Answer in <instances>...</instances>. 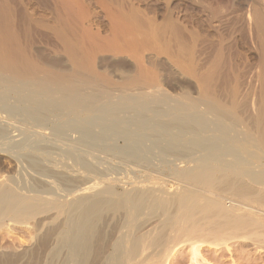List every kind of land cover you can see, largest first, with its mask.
Instances as JSON below:
<instances>
[{
    "label": "bare ground",
    "instance_id": "1",
    "mask_svg": "<svg viewBox=\"0 0 264 264\" xmlns=\"http://www.w3.org/2000/svg\"><path fill=\"white\" fill-rule=\"evenodd\" d=\"M241 42L253 49L254 61ZM99 54L129 67L102 71ZM160 63L194 92L183 87L169 105L174 97L159 81ZM167 103L172 111L160 114L174 119L151 126ZM2 112L24 117V129L41 137L50 116L77 122L88 134L102 124V137L106 122L137 118L133 126L125 122L126 141L147 136L130 148H143L148 136L170 143L180 136L183 150L166 165L145 163L181 182L172 192L164 181H127L126 187L108 169L96 190L91 171L57 164L50 167L71 189L46 171L34 175L38 189L0 182V264H171L182 242L198 264L202 244L236 239L264 250V0H0ZM62 128L54 129L59 141H70ZM84 141L76 145L88 146ZM126 151L118 154L126 164L142 163L138 150ZM32 218L33 246L12 253L5 240L13 231L9 221L30 225Z\"/></svg>",
    "mask_w": 264,
    "mask_h": 264
},
{
    "label": "rangeland",
    "instance_id": "2",
    "mask_svg": "<svg viewBox=\"0 0 264 264\" xmlns=\"http://www.w3.org/2000/svg\"><path fill=\"white\" fill-rule=\"evenodd\" d=\"M242 44V45H241ZM240 46L246 51V53L249 55L250 59L252 61L255 60L256 58V55L253 51L252 48H250L249 46H246L244 45L242 42L240 43ZM101 54V53H100ZM98 55L97 59V66L99 67L100 70L102 71H107L108 73L110 72H113L115 71L114 69L117 67V68H123L125 67V69H127L129 67L128 65V62L126 60H123L122 58H110L108 55L104 54V56L102 55ZM102 56V57H101ZM107 57V58H105ZM105 58V59H104ZM113 59V60H111ZM104 60V61H103ZM101 61V62H100ZM100 64V65H99ZM116 68V69H117ZM107 69V70H105ZM156 70L159 74V81L160 83L162 84V87L163 89H165V91L168 92L167 95H170L171 97H177V98H173V100H170L172 102H169V105L170 103L172 104H176L174 103L175 101L174 100H178L179 98H181L182 96V92H183V87H185L184 90H191L193 93L194 89H193V86L191 85V83L186 79L185 81V78H182V75L178 74L177 71H175L174 69L160 63L156 66ZM114 74V73H113ZM112 74V75H113ZM186 82V83H185ZM190 87V88H189ZM167 88V90H166ZM172 91V92H171ZM166 92V93H167ZM175 93V94H174ZM174 94V95H173ZM170 97V99H172ZM180 100V99H179ZM182 100V99H181ZM174 101V102H173ZM172 104H171V107H172ZM169 105L167 103V106H165V104L163 105H159L158 107L161 108V109H156L158 108L157 106H155L154 108L156 110H160L159 113L157 114L158 117L156 116V119H155V115H152L154 117V119L152 118V120L150 119V125L151 126H154L156 125V123H161L163 120L164 121H167V123H169V120H173L174 119V116L170 115L168 117H164L166 115L165 114V109H167L169 112H171L172 108L170 109L169 108ZM175 105H173L174 107ZM163 107V108H162ZM168 107V108H167ZM157 112V111H156ZM160 112L162 114H160ZM167 112V111H166ZM7 112H2L0 115V138L2 136V138L0 139L1 140V145H0V182L2 183H11L13 182L12 184H18V186L20 187H26V189L28 188H37V187H41V183L38 181V175L40 172H51V174H54L56 173V175L54 174V176L56 177H59L60 175V178H56V180L58 181L57 183H59L60 187H62V189H64L63 187H65V189H71V185L68 184L69 182L66 181L67 180V177H64L63 174L61 175L62 172H59L58 174V170H53L50 166H53L54 164H57V166H63L62 168L66 167V165H68L67 167H74L76 169H80L81 171L85 170V171H91L92 174H93V180H92V183H95L97 182L98 184H96L97 186V189L96 190H99L100 188H102L101 184H102V178L104 177L103 174H105L104 172H106V170L108 169L107 172H110L109 174L106 173L105 176L108 174V176H114L116 178H120L121 181L123 182V185L126 187L128 185V182H139V181H153V182H162L164 181V185L166 190H168L169 192H172L174 189H176L177 186L179 185H182L180 181H178L177 179L171 177L170 175H168V171L167 170H162L161 172H152L151 170L148 169V167L146 168V166H148L149 164H151V166L149 168H153L152 167V164L154 166H156L157 164L161 165V164H164L166 165L172 157V159L174 158V156L178 155V156H182V143L180 141L181 138H179V142H178V137L180 136H177L176 138V142L174 141V143H172V140H171V143H170V140L166 139L167 142L164 140L162 141L163 139H159L158 136H148L149 139L147 140H144L146 138L143 139V144H145V146L141 149H138L137 147L135 146H131L130 148V145L131 144H134L136 143V139H139V141L141 140V138L143 137H146L145 135H143L142 133H139L137 135H140L139 138H134V136L136 137V135H134L133 137L130 136V138H134L135 142H132L130 140L126 141L127 137H129V135L127 134V137L125 136L126 133L125 131L123 130H126L125 128V122L127 123V119H128V123L127 125L128 126H133L131 125L132 124H137V118H133V120H130L131 122H129V119H132V118H126V121H125V118L123 119L122 118V121L119 120L118 122H116L117 124L113 123L111 124L110 123H105V125L102 127V131H103V128L107 125L109 126L110 124L113 126L110 125V128H106V137H102L103 134L100 133V127L102 126L99 125L100 127L97 129L96 126H91L90 128H93L95 127L94 129H96V131L94 129H90V131L94 130L93 131V134L91 132H89V134L87 133V130H85V128H83L81 126L78 127V123L77 122H73L72 120H66V118H62V119H58L57 117H53V116H50V119L48 118V123H44L46 124L44 129H46L45 132V136L44 137H41V136H37V134L35 133H32L30 129H27V130H30V131H27L24 129L25 125L27 124V122H25L26 120L24 119V117L22 118V116L20 115H14V116H9L10 114L7 113ZM5 114V115H4ZM9 114V115H8ZM4 115V116H3ZM161 115V116H160ZM18 116V117H17ZM163 116V117H162ZM13 118V119H12ZM52 118V120H51ZM54 118V120H53ZM160 118L162 121H160ZM164 118V119H163ZM173 118V119H172ZM5 119V120H3ZM7 119V120H6ZM136 121H135V120ZM139 119V118H138ZM158 119V120H157ZM168 119V120H167ZM12 120V122H11ZM16 120V121H15ZM56 120V121H55ZM31 122H35L37 124H42V123H38L37 120H34L32 121V119L30 120ZM51 123H50V122ZM73 123H72V122ZM122 123H121V122ZM134 121L136 123H134ZM170 121V122H171ZM7 122V123H6ZM47 122V121H45ZM120 122V123H119ZM139 122V120H138ZM11 123L13 125H11ZM62 123V124H61ZM4 124V125H3ZM6 124V126H5ZM14 124L15 127L17 126H20V128L18 127V129L20 131H16L18 129H16L14 127ZM34 124V123H33ZM60 124V125H59ZM64 124V125H63ZM74 124V126H73ZM119 124V125H118ZM8 125V126H7ZM57 125V126H56ZM62 125V126H61ZM68 125V126H67ZM116 125V126H115ZM121 125V127H120ZM10 126H13L12 128H10ZM23 126V127H22ZM44 126V125H43ZM59 126V127H58ZM160 126V124H159ZM6 127V128H5ZM8 127V128H7ZM65 128L66 130V133L65 136L66 138H71L70 141H59L58 137L56 136V132H54L55 130L57 131H64L63 128ZM71 127V128H70ZM78 127V128H76ZM123 127V129H122ZM56 128V129H55ZM62 128V130H60ZM55 129V130H54ZM81 130L79 132V130ZM100 129V130H99ZM109 129V130H108ZM121 129V130H120ZM165 130V128H163ZM6 130V131H5ZM8 130V131H7ZM12 130H15V131H12ZM23 130V131H22ZM85 130V131H83ZM119 130V131H118ZM11 131V132H10ZM68 131V133H67ZM71 131V132H70ZM99 131V132H98ZM113 131H116L117 133L115 134L112 133ZM122 131V133L120 132ZM175 131V130H174ZM5 132V133H4ZM104 132V131H103ZM107 132L111 135H108L107 136ZM120 132V133H119ZM178 132V131H177ZM176 132V133H177ZM64 133V132H63ZM70 133V134H69ZM82 133V134H81ZM85 133V135L83 134ZM88 135H87V134ZM96 133V134H95ZM3 134V135H2ZM16 134V135H15ZM19 134V136L17 135ZM28 136H27V135ZM81 134V135H80ZM95 134V136H94ZM114 134V135H113ZM142 134V136H141ZM9 137H8V136ZM12 135H15V137H12ZM48 135V136H47ZM62 135V134H61ZM102 135V136H101ZM33 136V137H31ZM71 136V137H70ZM88 136V137H87ZM90 136V137H89ZM92 136V137H91ZM99 136V137H97ZM102 138H101V137ZM111 136V137H109ZM4 137V138H3ZM13 139L11 141V139ZM18 137V138H17ZM21 137V138H20ZM25 137V138H24ZM27 137V138H26ZM29 137V138H28ZM83 137V138H81ZM138 137V136H137ZM43 138V139H42ZM56 138V139H55ZM75 138V139H74ZM101 138V139H100ZM115 138V139H114ZM158 138V139H157ZM5 139V140H4ZM10 139V140H9ZM45 139V140H44ZM84 139V140H82ZM119 139V140H118ZM4 142H3V141ZM8 140V141H7ZM84 141L85 143H88V146L90 145L91 148H88V146H85V145H76V141ZM104 140V141H103ZM155 140V141H154ZM160 141V142H157V141ZM18 141V142H17ZM24 141V142H23ZM27 143H26V142ZM32 143H31V142ZM35 141V142H34ZM39 141V142H38ZM41 141V142H40ZM100 141V142H99ZM130 141V142H129ZM147 141V143H146ZM4 144H3V143ZM49 142V144H48ZM51 142L53 144H51ZM69 142V143H68ZM71 142H73V144H75L76 146H73L75 148H73L72 146L70 147V144ZM95 144H93V143ZM126 142V143H125ZM142 142H138L137 144H140ZM20 143V144H19ZM90 143V144H89ZM94 145L91 146L92 144ZM156 143V144H154ZM158 143V144H157ZM5 146H3V145ZM8 144V145H7ZM17 144V145H16ZM34 144V145H33ZM43 144V145H42ZM46 144V145H45ZM48 144V145H47ZM143 144H140V145H143ZM153 144V145H152ZM172 144H174L172 146ZM10 145V146H9ZM15 145V146H14ZM135 145V144H134ZM28 146V147H27ZM30 146V147H29ZM45 146V148H44ZM52 146V147H51ZM54 146V147H53ZM57 146V147H56ZM123 146V147H122ZM148 146V147H147ZM172 146V147H171ZM178 146V147H177ZM59 147V148H58ZM93 147V148H92ZM106 147V148H104ZM180 147V148H179ZM19 148V149H18ZM30 148V149H29ZM33 148V149H32ZM52 148V149H51ZM58 148V149H57ZM155 148V149H153ZM3 149V150H2ZM40 149V150H39ZM61 149V150H60ZM64 149H66L64 151ZM72 151H71V150ZM99 149V150H98ZM120 149V150H119ZM135 149V150H134ZM49 150V151H48ZM70 150V151H69ZM123 150V151H122ZM136 151V150H140L139 152L136 151L133 152L135 153V155L137 154L138 161H142V163H139V165L137 164H134L132 163V165L129 163L126 164V161H123L122 158H120L122 155H125L126 153L124 151ZM180 150V151H178ZM10 151V152H9ZM48 151V152H47ZM55 151V152H54ZM68 151V152H66ZM126 151V152H127ZM12 152V153H11ZM46 152V153H45ZM61 152V153H60ZM65 152V153H64ZM90 152V153H89ZM108 152V153H107ZM138 152V153H137ZM142 152V153H141ZM154 152V153H153ZM160 154H159V153ZM32 153V154H31ZM35 153V154H34ZM51 153V154H50ZM60 153V154H59ZM87 155H86V154ZM94 153V154H93ZM107 153V154H106ZM128 153V152H127ZM26 154V155H24ZM37 154V155H36ZM76 154V155H75ZM102 154V155H101ZM116 154V155H115ZM118 154H122L121 156L118 155ZM47 157H45V156ZM60 155V156H59ZM108 155V156H107ZM161 155V156H160ZM26 156V158H25ZM78 156V157H77ZM104 156V157H103ZM148 156V157H147ZM164 156V157H163ZM169 158H167V157ZM13 157V158H12ZM37 157L39 159H37ZM54 157V159L52 158ZM62 157V158H61ZM83 157V159H81ZM92 157V158H91ZM95 157V158H93ZM119 157V158H118ZM42 158V159H40ZM99 158V159H98ZM101 158V159H100ZM104 158V159H103ZM136 158V156H135ZM155 158V159H154ZM167 158V159H165ZM22 161H21V160ZM33 159V160H32ZM60 159V160H59ZM70 159V160H69ZM77 159V160H76ZM169 159V160H168ZM25 160V161H24ZM37 160V161H36ZM43 160V161H42ZM46 160V161H45ZM103 160V161H102ZM148 160V161H147ZM31 161V162H30ZM33 161V162H32ZM83 161V162H82ZM23 162V164H22ZM41 164H40V163ZM44 162V163H43ZM53 164H51V163ZM86 162V164H85ZM93 162V163H92ZM99 162V163H98ZM103 162V163H102ZM121 162V163H120ZM150 162V163H148ZM156 162V163H155ZM166 162V163H165ZM19 163V164H18ZM32 163H36L35 165H33ZM38 163V164H37ZM47 163V164H46ZM64 163V164H63ZM83 163V165H82ZM89 163V164H88ZM105 163V164H104ZM107 163V164H106ZM148 165H146V164ZM161 163V164H160ZM29 164L31 166H29ZM93 164V165H92ZM98 164V165H97ZM100 164H102L103 166H100ZM143 164V165H141ZM145 164V165H144ZM48 165V166H47ZM70 165V166H69ZM80 165V166H79ZM86 165V166H84ZM95 165H97L95 167ZM111 165V166H110ZM135 168H134V166ZM26 166V168H25ZM34 166V167H33ZM38 166V167H37ZM40 166V167H39ZM84 166V167H83ZM122 166V167H121ZM133 168H132V167ZM142 166V167H141ZM24 167V168H23ZM29 167H30V170H29ZM81 167V168H80ZM98 167V168H97ZM102 167L105 168V171L102 170ZM62 168H59V169H62ZM89 168V169H88ZM46 169V170H45ZM52 169V170H51ZM58 169V168H57ZM98 169V170H97ZM123 169V170H121ZM147 169V170H146ZM33 170V171H32ZM51 170V171H50ZM93 170V171H92ZM119 170V171H118ZM137 170V171H136ZM149 170V171H148ZM33 173H31V172ZM55 171V172H54ZM96 171V172H95ZM102 171V172H101ZM115 171V172H114ZM122 171V172H121ZM127 171V172H126ZM142 171V172H141ZM114 172V173H113ZM117 172V173H116ZM130 172V173H129ZM100 173V174H99ZM158 173V174H157ZM163 175H162V174ZM27 174V175H26ZM37 175V176H34V175ZM25 175V176H24ZM33 177H32V176ZM100 175V176H99ZM116 175V176H115ZM127 175V176H126ZM62 176V177H61ZM95 176V177H94ZM103 176V177H102ZM118 176V177H117ZM131 176V177H130ZM139 176V177H138ZM170 176V177H169ZM27 177V178H26ZM29 177V178H28ZM35 177H37L36 179V183L35 182ZM126 177V178H125ZM136 177V178H135ZM62 178V179H61ZM66 178V180L64 179ZM96 178V179H94ZM99 178V180H98ZM145 178V179H144ZM130 179V180H129ZM139 179V180H138ZM14 180V181H12ZM64 182H63V181ZM95 180V181H94ZM132 180V181H131ZM101 183H100V182ZM128 181V182H127ZM17 182V183H16ZM127 182V183H125ZM30 183V184H29ZM38 186H37V185ZM34 185V186H32ZM36 185V186H35ZM69 187V188H68ZM100 187V188H98ZM38 189V188H37ZM33 219V218H32ZM30 219L28 220V223H30V225H27L26 223H17V222H14V221H9L10 222V225H12V228H13V231L10 232V233H7L5 234V240L7 241V245L9 246L8 249L12 252V253H19L21 251H23L24 249L28 248V247H31L33 246L34 244V239H32L31 236L34 235L35 232H33V234L31 233L30 229L27 227V226H30L31 228L34 227L35 223H36V219ZM25 222V221H24ZM33 240V241H32ZM182 247L179 249L178 253L176 254V256L172 259L171 261V264H191L193 263V261L191 260L192 259V254H191V246L186 243V242H182ZM200 254L198 255V264H264V250L262 249H259L257 248L255 245H252L250 244V242H248L247 240H243V239H236V240H232V241H229L226 245L225 244H220L219 246H214V245H209V244H202L201 247H200V250H199ZM12 264H17L15 262H13Z\"/></svg>",
    "mask_w": 264,
    "mask_h": 264
}]
</instances>
